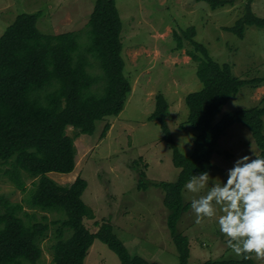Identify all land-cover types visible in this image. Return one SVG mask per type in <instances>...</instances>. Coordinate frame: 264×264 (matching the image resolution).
<instances>
[{
  "label": "rangeland",
  "instance_id": "1",
  "mask_svg": "<svg viewBox=\"0 0 264 264\" xmlns=\"http://www.w3.org/2000/svg\"><path fill=\"white\" fill-rule=\"evenodd\" d=\"M95 0H0V36L16 16L22 13L38 15L37 27L45 34L80 31L82 48L90 44L86 23ZM247 0H236L233 5L212 9L205 1L197 0H115L122 22L121 56L124 75L131 91L117 116L96 122L92 135L81 134L74 139L75 168L71 173L50 172L48 177L58 185L68 186L78 176L87 187L81 198L95 217L85 219L86 226L95 232L102 220L109 221L114 233L124 242L131 255H141L161 264H179L177 250L169 233L163 204L164 192L154 182H172L179 168L172 161V151L163 139V132L155 120H149L155 96L161 93L169 107L166 121L178 150L188 156L193 150L194 131L187 123L188 108L185 96L201 89L196 75V63L188 56L194 51L184 32L194 28L193 39L202 43L210 56L219 63H229L239 78L264 77V27L246 26L243 36L226 30L235 25L242 15ZM252 12L264 18V0L251 3ZM180 38L183 48H178ZM89 72L97 78L91 87L93 94H101L106 76L99 63L90 57ZM96 92V93H95ZM264 104V85L240 87L222 110L225 113ZM106 123L110 128L103 138L100 133ZM73 135L71 127L66 130ZM260 156L250 130L240 123L231 125L222 135L211 158L210 178L214 183L226 181V170L235 159L244 155ZM254 158V157H253ZM145 176L139 179L141 172ZM142 180L146 188L139 189ZM34 178L22 170L15 171L11 162L0 161V197L22 203L29 222L40 221L51 225L63 215L56 211L31 209L29 190ZM141 181V183H143ZM24 184V190L17 183ZM208 187H211L209 185ZM207 188L195 198L205 195ZM182 198L190 206L177 222V231L189 238V263L222 258L240 260L220 233L216 218H205L200 223L191 208L193 194L184 187ZM54 227L40 241L42 255L36 264H52L50 245ZM264 264V259H256ZM23 264H33L21 259ZM84 264H120V260L106 244L94 240Z\"/></svg>",
  "mask_w": 264,
  "mask_h": 264
},
{
  "label": "trees",
  "instance_id": "2",
  "mask_svg": "<svg viewBox=\"0 0 264 264\" xmlns=\"http://www.w3.org/2000/svg\"><path fill=\"white\" fill-rule=\"evenodd\" d=\"M207 2L212 9L233 5L236 0H197ZM247 0L244 11L232 27L243 36L246 26L264 27V18L251 10ZM36 13H22L6 27L0 36V161L11 162L15 171L22 170L34 178L29 190L31 209L56 211L63 215L46 222L26 221L29 216L22 203L0 197V264H23L26 259L36 264L42 255L40 241L54 227L50 245L52 264H84L94 240L106 244L120 260V264H161L141 255H131L124 242L113 231L112 224L102 220L95 232L85 219L95 217L81 196L87 187L78 176L70 185H58L48 177L50 172L70 173L75 168V137L92 135L96 122L117 116L131 91L124 75L121 56L122 22L115 0H95L86 27L90 44L82 48L80 31L45 34L37 27ZM184 34L189 37L194 51L188 56L196 63V75L201 89L188 93L187 123L196 131L190 155L180 153L171 136L166 117L168 103L158 93L149 120L161 127L163 139L172 151V161L179 168L172 182H154L164 192L163 204L167 208L166 224L177 250L179 264H190L189 238L177 231V222L189 204L182 198L185 183L202 171H211V158L219 138L235 123L247 127L264 156V104L240 108L225 113L219 120L215 116L240 87L264 85V77L239 78L229 63L214 60L208 49L193 39L194 28ZM178 48H183L180 38ZM90 57L98 61L106 76L101 94L90 89L97 78L88 67ZM96 93V92H95ZM71 127L73 135L66 130ZM110 128L106 123L100 133L103 138ZM145 173H140L139 179ZM138 181V188H146ZM17 187L24 190L22 182ZM194 264H256L253 257L240 260L207 259Z\"/></svg>",
  "mask_w": 264,
  "mask_h": 264
},
{
  "label": "clouds",
  "instance_id": "3",
  "mask_svg": "<svg viewBox=\"0 0 264 264\" xmlns=\"http://www.w3.org/2000/svg\"><path fill=\"white\" fill-rule=\"evenodd\" d=\"M225 175L226 181L216 184L202 171L185 183L186 192L193 194L196 222L222 213L216 223L232 251L246 259H264V156H240ZM206 188L205 195L195 198Z\"/></svg>",
  "mask_w": 264,
  "mask_h": 264
},
{
  "label": "crops",
  "instance_id": "4",
  "mask_svg": "<svg viewBox=\"0 0 264 264\" xmlns=\"http://www.w3.org/2000/svg\"><path fill=\"white\" fill-rule=\"evenodd\" d=\"M71 173V172H70Z\"/></svg>",
  "mask_w": 264,
  "mask_h": 264
}]
</instances>
